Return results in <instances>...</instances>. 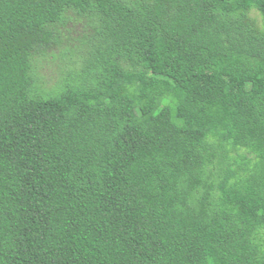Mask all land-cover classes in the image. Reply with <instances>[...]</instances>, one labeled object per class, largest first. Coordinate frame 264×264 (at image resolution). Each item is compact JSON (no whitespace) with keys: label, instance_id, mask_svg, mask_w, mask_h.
Listing matches in <instances>:
<instances>
[{"label":"trees","instance_id":"trees-1","mask_svg":"<svg viewBox=\"0 0 264 264\" xmlns=\"http://www.w3.org/2000/svg\"><path fill=\"white\" fill-rule=\"evenodd\" d=\"M0 264H264V0H0Z\"/></svg>","mask_w":264,"mask_h":264}]
</instances>
